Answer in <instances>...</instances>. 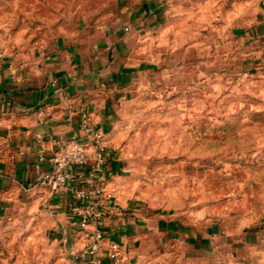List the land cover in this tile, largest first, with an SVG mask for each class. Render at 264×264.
Here are the masks:
<instances>
[{
	"label": "rangeland",
	"instance_id": "obj_1",
	"mask_svg": "<svg viewBox=\"0 0 264 264\" xmlns=\"http://www.w3.org/2000/svg\"><path fill=\"white\" fill-rule=\"evenodd\" d=\"M118 1L0 0V41L10 47L58 24L105 21ZM251 2L226 13L219 0L179 7L141 30L134 56L153 68L114 111L115 148L153 203L224 230L210 260L198 254L194 264H264V63L253 61L262 41L240 26L250 23ZM224 121L233 125L227 136L214 126ZM0 202V264L68 263L62 240L26 200ZM250 230L256 241L244 240Z\"/></svg>",
	"mask_w": 264,
	"mask_h": 264
},
{
	"label": "crops",
	"instance_id": "obj_2",
	"mask_svg": "<svg viewBox=\"0 0 264 264\" xmlns=\"http://www.w3.org/2000/svg\"><path fill=\"white\" fill-rule=\"evenodd\" d=\"M209 1L119 0L116 16L105 21H78L69 29L58 24L42 38L23 37L10 47L0 41V200H26L70 258L83 254L87 238L72 224L69 194H52L37 183L36 165L39 153L58 150L57 140H85L84 123L101 131L108 145L106 179L118 194L101 226L106 238L120 245V264H194L198 254L205 262L217 251L214 239L225 238L220 225L196 227L156 206L130 160L115 148L114 111L128 98L134 79L153 68L134 56L138 33L169 10ZM245 1L219 0L220 9L226 13ZM251 1L250 23L243 27L241 18L240 26L250 39L261 38L253 61L264 63V0ZM47 169L46 161L39 164L40 171ZM81 173L78 169L73 184ZM255 234L250 230L243 238L256 241Z\"/></svg>",
	"mask_w": 264,
	"mask_h": 264
},
{
	"label": "built area",
	"instance_id": "obj_3",
	"mask_svg": "<svg viewBox=\"0 0 264 264\" xmlns=\"http://www.w3.org/2000/svg\"><path fill=\"white\" fill-rule=\"evenodd\" d=\"M85 140L72 137L56 141L58 150L50 156L39 153L35 181L45 185L49 192L69 194L68 213L78 234L87 238L83 254L73 256L67 264H120L122 249L106 238L102 220L114 207L118 188L107 182L105 153L107 142L103 133L86 123ZM48 163L46 171L39 164ZM78 169L82 171L79 184L72 180Z\"/></svg>",
	"mask_w": 264,
	"mask_h": 264
},
{
	"label": "trees",
	"instance_id": "obj_4",
	"mask_svg": "<svg viewBox=\"0 0 264 264\" xmlns=\"http://www.w3.org/2000/svg\"><path fill=\"white\" fill-rule=\"evenodd\" d=\"M214 126L220 129L223 132V134H225L226 136L227 134H231V131H233V125L227 121H224L221 125H214ZM213 139H216V138H213Z\"/></svg>",
	"mask_w": 264,
	"mask_h": 264
}]
</instances>
